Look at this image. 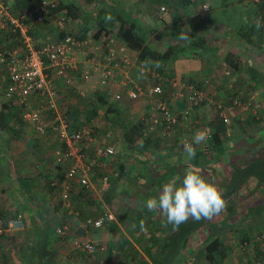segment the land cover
Instances as JSON below:
<instances>
[{
  "label": "crops",
  "instance_id": "0c3cea01",
  "mask_svg": "<svg viewBox=\"0 0 264 264\" xmlns=\"http://www.w3.org/2000/svg\"><path fill=\"white\" fill-rule=\"evenodd\" d=\"M69 1L77 0H60L61 4ZM81 1L82 15L69 18L67 27L89 39L84 53L103 52L105 32L109 29L115 35L118 15L132 22L139 36L161 51L182 40L181 34L170 36L173 26L189 25L187 29H195L194 35L204 41L199 46L191 42L182 53L160 65L139 61L132 50L128 72L141 88L135 99L128 98L120 87L122 73L116 74L108 88L99 84L94 70L87 78L81 70L74 73L71 89L57 82L58 106L74 121L88 120L95 126V139L85 147L86 153L91 155L95 145L103 141L115 148L113 156L99 159L92 169L90 191L75 185L69 201L75 213L60 198L58 201L49 187L50 180L62 174V143L50 129L39 135L6 100L0 86V213H21L25 224L21 230L0 235V264H264V116L229 109L230 123L223 124L216 138L193 143L196 156L191 164L220 189L226 208L212 219H201L173 255L167 250L170 238L194 220L189 218L174 231L172 225L165 226L163 216L149 211L145 202L157 197L170 179L183 177L187 167L183 140L192 142L198 126L213 134L219 118L211 106L202 104L193 107L188 118L180 119L169 135L160 127L148 131L149 121L156 115L151 95L154 80L144 69L140 76L142 62L148 63L165 79L177 76L193 85L208 79L205 89L225 105L229 97L239 96L260 100L264 108L262 4L254 0H204L208 12L196 18L199 3L195 0H102L98 8ZM102 8L105 17L111 15L110 21L98 14ZM230 9L222 20L221 14ZM257 22L262 25L259 30ZM31 28L30 33L39 40L60 35L53 33L51 24ZM5 37L2 35L0 41ZM118 92L121 98L116 99ZM165 97L176 112L183 110L185 102L175 100L168 87ZM40 99L34 97L32 106ZM43 117L48 121L52 115L46 112ZM138 122L144 124L142 137L127 141L125 129ZM103 176L108 178L106 183L101 181ZM107 212L113 219H105L100 227L87 223ZM63 224L69 230L61 237L56 227ZM214 238L221 241V253L207 259L205 244ZM90 240L101 244V249L87 254L73 246L74 241Z\"/></svg>",
  "mask_w": 264,
  "mask_h": 264
},
{
  "label": "built area",
  "instance_id": "2783aa9c",
  "mask_svg": "<svg viewBox=\"0 0 264 264\" xmlns=\"http://www.w3.org/2000/svg\"><path fill=\"white\" fill-rule=\"evenodd\" d=\"M18 1L25 0H0V37L6 36L3 42L0 41V86L6 100L20 110L23 120L32 124L39 135H46L50 129L62 143L61 162L65 164V172L61 180L55 179L52 184L60 186V199L71 210L69 201L75 191V185L90 191L92 169L99 159L113 156L115 148L103 141L95 145L91 155L86 153L85 147L94 142L95 126L92 122H85L72 129L71 118L56 102L57 82L73 86L74 73L81 70L84 73L83 77L87 78L88 73L94 70L98 73L99 84L108 88L116 74L122 73L120 87L124 89L128 98L135 99L141 93V88L128 72V67L133 61L132 50L116 35H110L101 54L84 53L89 46V39L68 30L69 18L60 7V0H28L34 3V7L25 12L15 8L14 4ZM101 4L102 0L90 1L92 8L100 7ZM208 9L207 4H202V13ZM161 10H164L163 6ZM39 24H51L54 28L53 33L60 35L55 38L46 37L40 42L39 38L30 33L31 27ZM79 54L83 55L82 58ZM147 64L142 62L141 67L153 77L151 95L154 96L153 110L156 112L149 121L148 131L160 127L163 134L169 135L180 119L188 118L191 109L202 104L211 106L224 124L230 123L229 109H236L240 113L259 118L264 116V108L253 99L231 96L229 104L225 105L210 96L205 89L209 84L208 79L201 85H193L177 76L165 79L155 68ZM166 85L175 100L185 102L181 112H176L165 97ZM34 97L41 98V101L33 107ZM114 98H121V94L119 92L114 94ZM46 112L52 115L48 121L43 117ZM197 130H202L201 126H198ZM207 133L208 138L211 137V133ZM185 141L190 142L188 139L183 140ZM107 180V176L101 178L103 183ZM70 212L75 213L74 209ZM105 219H113L112 213L107 212L95 220L88 219L87 223L98 228ZM24 225L21 213L14 215L0 213V235L21 230ZM68 230L64 224L56 227V233L61 237L65 236ZM73 246L87 254L101 249V244L93 240L74 241ZM244 246L245 243L241 244V247Z\"/></svg>",
  "mask_w": 264,
  "mask_h": 264
},
{
  "label": "trees",
  "instance_id": "16d2710c",
  "mask_svg": "<svg viewBox=\"0 0 264 264\" xmlns=\"http://www.w3.org/2000/svg\"><path fill=\"white\" fill-rule=\"evenodd\" d=\"M83 1V2H82ZM81 3L83 4L85 1L86 2H90L91 0H82ZM181 1H188V0H181ZM79 0L77 1H69L66 3L61 4V8L65 11V14L67 16V18H79L83 11H82V6H80L79 4ZM260 4H262V8H261V17L264 19V2L260 1L258 2ZM202 4H206L205 2ZM15 8L21 12H25L30 10L31 8L34 7V3L28 0L25 1H18L14 4ZM59 7V8H60ZM98 8V7H97ZM105 10L99 9L98 10V14H100L101 17H105ZM208 12V10L205 13L201 12V8L199 9L198 13L196 15H194L196 18H201L203 14H206ZM117 18L119 24L116 28V32L115 35L125 44H127V46L131 49L134 50L137 53V58L139 59V61L142 60H150L151 62H155L156 64H161L164 63L166 61H168L169 59L173 58L174 56H176V54L178 53H182L184 48L190 47L191 46V42L194 41V44H198L199 43H203V38L200 35H194L195 32L194 30L191 31L189 30V28L187 29V27H190L189 25L186 26H173L170 27V36H177L180 35L181 33L185 34L186 36H188V38H190L191 40H188V42H186V39H182L181 41H177L175 43H171L168 45L166 50H158L153 46H150L149 44H147L142 37L139 36V34L136 32L134 24L132 22H130L129 20H127L125 17L118 15ZM102 28L105 27V25L101 26ZM195 28V27H194ZM105 31V30H104ZM166 33V32H165ZM164 32H162V34H165ZM105 34H107V37L105 39H107L110 35H111V31L109 29L106 30ZM167 34V33H166ZM157 36H160V34H156ZM194 37V39H192ZM218 101V100H217ZM20 112V110H19ZM21 114V112H20ZM22 117V114H21ZM218 117V116H217ZM71 120H73L71 118ZM88 122V120L86 121H82V123ZM73 125H72V129L77 128L80 124L79 121H77L75 119V121H72ZM217 126H216V131L211 132V137L216 138V132L218 133L219 131H221V129L223 128V121L219 118L218 122H217ZM225 125V124H224ZM143 126L144 124H142L141 122L138 123H133L131 125L130 128L125 129V138L127 141L129 142H133L134 140H136L138 137H142L143 135ZM60 166V165H59ZM61 170H62V174L60 175V177H56L50 180L49 182V187L50 189L54 192V194L58 197L57 200L59 201V192H60V186L58 184L53 185V180H61L63 178V174L65 172V164L63 162H61ZM61 200V199H60ZM80 210H77V212H79ZM199 221H193V223H191L190 226H181L180 229L175 232V234L170 238L169 240V245H168V249L170 253H174L173 255H176V253H178L185 241V238L190 235L200 224L198 223ZM185 229V230H184ZM220 246H221V241L218 238H214L210 241H207L205 244V257L207 259H212L213 257H215L216 254L221 253L220 252ZM221 257V254H220Z\"/></svg>",
  "mask_w": 264,
  "mask_h": 264
},
{
  "label": "clouds",
  "instance_id": "9594fccd",
  "mask_svg": "<svg viewBox=\"0 0 264 264\" xmlns=\"http://www.w3.org/2000/svg\"><path fill=\"white\" fill-rule=\"evenodd\" d=\"M106 21L112 19L110 14L105 17ZM262 25L257 22L256 28ZM182 39L188 37L181 33ZM159 65H157L158 67ZM144 75L143 67L140 69V76ZM208 139V133L204 130H197L192 142H183L185 163L187 165L183 177H174L164 183L158 192L157 197L147 199L145 205L149 211L158 212L166 220L167 225H172L173 230L186 223L189 218L194 221L201 219H212L221 214L226 208V201L220 189L211 181L206 180L200 169L193 166L191 161L196 156V145L204 143ZM143 227V224H141Z\"/></svg>",
  "mask_w": 264,
  "mask_h": 264
},
{
  "label": "rangeland",
  "instance_id": "374dc122",
  "mask_svg": "<svg viewBox=\"0 0 264 264\" xmlns=\"http://www.w3.org/2000/svg\"><path fill=\"white\" fill-rule=\"evenodd\" d=\"M209 1V0H208ZM177 2L179 3H181V0H177ZM195 2H198L199 3V8L197 9V11H196V14L198 13V11H199V9L201 8V6H202V3L204 2V0H195ZM143 7H146V6H143ZM230 12H232V9H230L229 11H227V12H223L222 14H221V19L222 20H224L225 19V17L228 15V13H230ZM195 14V15H196ZM52 24V23H51ZM44 30V27L42 28V29H38V32H37V34L39 33V32H41V31H43ZM31 34H32V31H31ZM42 40L40 39V42H41ZM80 56H82V55H80L79 54V57ZM149 62H151V61H149ZM66 87H68L69 89H71V87L70 86H68V85H65ZM73 87V86H72ZM152 100H154V96H152ZM256 101H260V100H256ZM210 109L212 110L213 108L212 107H210ZM48 119H50L49 117H48ZM73 121V120H72ZM79 124H82V121H80L79 122ZM116 138V137H115Z\"/></svg>",
  "mask_w": 264,
  "mask_h": 264
}]
</instances>
